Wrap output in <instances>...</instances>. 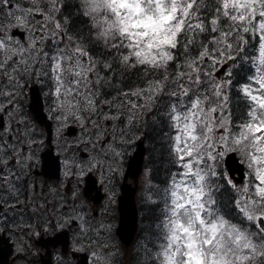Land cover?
<instances>
[{"label":"snow or ice","instance_id":"1","mask_svg":"<svg viewBox=\"0 0 264 264\" xmlns=\"http://www.w3.org/2000/svg\"><path fill=\"white\" fill-rule=\"evenodd\" d=\"M12 246L13 264H264V0H0Z\"/></svg>","mask_w":264,"mask_h":264},{"label":"flooded vegetation","instance_id":"2","mask_svg":"<svg viewBox=\"0 0 264 264\" xmlns=\"http://www.w3.org/2000/svg\"><path fill=\"white\" fill-rule=\"evenodd\" d=\"M52 155L53 156L57 155V152H56L55 148H53ZM39 179L40 180H46L48 178L47 177H39ZM48 182L51 183L52 181L49 180ZM94 195H98V198H101L100 199V203H103V199H102L103 191L102 190L100 191L99 194L94 193ZM45 238H47V237H45ZM67 240H68L69 250H71V243H72V235H71V233H69V235L67 237ZM120 244H121V242H120ZM8 245H12V242L10 240L8 241ZM121 247L123 248L122 244H121ZM37 248L39 249L40 254L43 255L45 259H48L47 252L51 251V252L55 253V251L57 249H61L62 250L63 245H57L56 248H52L51 246H49L47 249H44L41 246H37ZM14 256H15L14 246L7 248L6 252L3 255H0V264H13ZM28 259L29 260H35L37 262V264H39L40 256L29 257ZM127 259H128L127 256H125V260H127ZM16 264H22V262L16 261ZM74 264H80V262L77 261V262H74Z\"/></svg>","mask_w":264,"mask_h":264},{"label":"water","instance_id":"3","mask_svg":"<svg viewBox=\"0 0 264 264\" xmlns=\"http://www.w3.org/2000/svg\"><path fill=\"white\" fill-rule=\"evenodd\" d=\"M134 233L126 234L125 239L123 240V243L128 245L131 242Z\"/></svg>","mask_w":264,"mask_h":264}]
</instances>
